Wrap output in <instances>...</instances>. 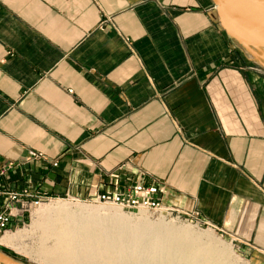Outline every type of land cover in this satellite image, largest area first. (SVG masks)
Here are the masks:
<instances>
[{"label": "crops", "instance_id": "obj_1", "mask_svg": "<svg viewBox=\"0 0 264 264\" xmlns=\"http://www.w3.org/2000/svg\"><path fill=\"white\" fill-rule=\"evenodd\" d=\"M256 51L210 0H0V190L86 199L157 181L163 206L264 264Z\"/></svg>", "mask_w": 264, "mask_h": 264}, {"label": "bare ground", "instance_id": "obj_2", "mask_svg": "<svg viewBox=\"0 0 264 264\" xmlns=\"http://www.w3.org/2000/svg\"><path fill=\"white\" fill-rule=\"evenodd\" d=\"M249 4L254 6V3ZM118 213L99 216L89 208L86 213L77 215L68 213L63 206L48 208L40 213L34 224L43 230L45 238L53 240V244L39 247L38 258L49 264H88L95 259L117 264L122 257V264H140L138 256L143 258L142 252L148 258L145 264H220L219 253L226 252L210 244L204 250L211 255L203 257L194 243L187 246L188 243L182 244L181 239L170 237V233L177 232L176 228L146 223L131 228L121 223ZM189 229L182 228L179 233L186 235ZM16 237V234H5L0 242L11 245Z\"/></svg>", "mask_w": 264, "mask_h": 264}, {"label": "rangeland", "instance_id": "obj_3", "mask_svg": "<svg viewBox=\"0 0 264 264\" xmlns=\"http://www.w3.org/2000/svg\"><path fill=\"white\" fill-rule=\"evenodd\" d=\"M94 197L86 198V199L58 197V198H50L46 200L39 208H36L32 211L31 217L26 220L25 224L20 223L18 224L16 229L12 230V232H6L3 234V235L16 234L17 237L11 245L0 242L1 247L9 250V251H3V250L1 251L15 258L22 264H49L44 260L39 259L37 256V252L38 249H40L39 247H42L44 245L51 246L53 244V240L48 237L45 238L43 236L44 234L43 230L38 225L34 224V222L40 218V213L46 211L48 208H52L54 206H63L68 213L77 214V215L80 213L82 214L86 213V211H88L89 208L93 209L94 212L97 213L99 216H103L104 213L119 212L118 214L121 215L120 217L121 223H126L127 226L131 228L132 225L134 227L142 223L149 224L148 226L160 224L165 227H174L176 228L177 232L170 233L169 234L170 237L181 239L183 241L182 244L184 243V245L185 244L187 245L188 243L187 246H191L195 244L194 246L198 248V251L202 253L201 255L203 257H205L206 254H207L206 257L211 255V252L209 253L207 250H204L205 246L211 244L216 248H218L220 251L223 249L226 250L225 254L221 252L219 253L220 255L219 257L221 259L220 264H248V261L237 252L234 245L228 238L214 231V229L212 230L210 226L202 224L199 221L189 218L187 219L182 215L175 213L147 210L145 208L144 209L139 208L138 210L127 211L120 209L115 205L97 203L93 200ZM188 227H190L189 229L190 232L185 233L186 235L179 233L182 232V228L187 229ZM3 235H1V237ZM146 239L148 241L149 237ZM141 249L143 251V248ZM11 252L14 254V256L11 254ZM140 253H141L140 255L144 254L143 258L142 256H138V258L141 257L139 258L142 261V263L140 264L143 263L145 264L147 261L146 259L148 258H146L147 256H145L146 255L145 253L142 252ZM121 259L122 257L119 258L120 263L117 264L123 263ZM142 259H145L144 260L145 262ZM109 262L110 261L106 259H103V261L99 259H95L89 262L88 264H110Z\"/></svg>", "mask_w": 264, "mask_h": 264}, {"label": "built area", "instance_id": "obj_4", "mask_svg": "<svg viewBox=\"0 0 264 264\" xmlns=\"http://www.w3.org/2000/svg\"><path fill=\"white\" fill-rule=\"evenodd\" d=\"M68 91L71 92V90ZM29 154L32 158L42 157V153L37 151H30ZM163 188V185L157 181L151 184L138 182L124 188L114 187L112 190H105L95 195L93 200L97 203L115 205L127 211L145 208L147 210L175 213L174 209L163 206L157 197L158 193L163 192ZM48 199L27 189L20 191L1 189L0 236L6 232H12L20 223L25 224L26 220L31 217L32 211L39 208ZM193 215L195 214H187L185 218H194ZM14 220L16 223H14Z\"/></svg>", "mask_w": 264, "mask_h": 264}, {"label": "water", "instance_id": "obj_5", "mask_svg": "<svg viewBox=\"0 0 264 264\" xmlns=\"http://www.w3.org/2000/svg\"><path fill=\"white\" fill-rule=\"evenodd\" d=\"M210 1L227 37L241 51L260 58L256 50L264 49V0ZM0 264L22 263L0 250Z\"/></svg>", "mask_w": 264, "mask_h": 264}, {"label": "trees", "instance_id": "obj_6", "mask_svg": "<svg viewBox=\"0 0 264 264\" xmlns=\"http://www.w3.org/2000/svg\"><path fill=\"white\" fill-rule=\"evenodd\" d=\"M0 250H3V251H9V250H7V249L1 247V246H0ZM11 254L14 256V254H13L12 252H11Z\"/></svg>", "mask_w": 264, "mask_h": 264}]
</instances>
